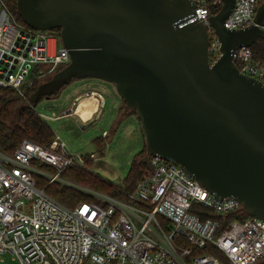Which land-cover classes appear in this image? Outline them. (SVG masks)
Segmentation results:
<instances>
[{
	"label": "water",
	"instance_id": "water-1",
	"mask_svg": "<svg viewBox=\"0 0 264 264\" xmlns=\"http://www.w3.org/2000/svg\"><path fill=\"white\" fill-rule=\"evenodd\" d=\"M16 1L27 25L59 29L70 53V62L30 95L32 107L76 79L112 83L139 120L146 149L140 162L160 155L264 220V84L233 59L236 49L264 39V2L254 25L231 30L224 23L236 0H222L210 18L221 55L211 61L208 29L193 19V0ZM102 110L88 125L68 114L85 129Z\"/></svg>",
	"mask_w": 264,
	"mask_h": 264
},
{
	"label": "built area",
	"instance_id": "built-area-1",
	"mask_svg": "<svg viewBox=\"0 0 264 264\" xmlns=\"http://www.w3.org/2000/svg\"><path fill=\"white\" fill-rule=\"evenodd\" d=\"M193 2V19L207 26L210 58L216 59L221 43L210 18L223 1ZM263 2L236 0L225 27L240 30L254 25ZM233 59L243 74L264 84V58H255L251 47L236 49ZM69 62V50L59 45L53 31L19 22L6 1L0 0V86L13 87L23 96V87L33 84L35 77L54 74ZM88 94L99 101L89 121L104 108L105 100L96 90ZM76 104L69 108L71 113L76 114ZM37 113L45 122L52 118ZM107 135L105 130L103 136ZM96 159L95 153L69 150L59 136L49 145L24 139L12 155L0 151V260L7 254L19 264H257L264 260V220L243 218L246 212L238 199L217 197L183 167L160 155L149 157L148 175L125 199L62 178L66 168H82ZM39 178L48 185L58 182L76 188L91 200L67 206L50 196ZM209 212L221 219L206 217ZM233 214L239 217L229 219Z\"/></svg>",
	"mask_w": 264,
	"mask_h": 264
},
{
	"label": "rangeland",
	"instance_id": "rangeland-1",
	"mask_svg": "<svg viewBox=\"0 0 264 264\" xmlns=\"http://www.w3.org/2000/svg\"><path fill=\"white\" fill-rule=\"evenodd\" d=\"M59 45H61L60 41ZM32 71L33 68L30 74ZM52 75L44 78H50ZM91 90L102 93L105 100L100 118L91 126L83 129L74 115L53 118L54 114L60 116L69 110L79 96H81L79 100L87 97V93ZM89 101L96 110L99 104L97 97L91 95ZM35 109L42 115L52 117L47 119V123L52 127L55 136L65 141L69 150L82 154H97L98 159L92 161L91 166L87 168L112 183H121V180L129 174L136 156L143 149L144 139L137 115L127 109L115 86L107 81L97 78L76 79L66 86L57 98L40 100ZM95 118L96 114L91 120L84 119L85 121L82 122L88 125ZM105 130L109 135L104 139L103 147H100L96 140ZM0 264H19V262L11 254H7L2 257Z\"/></svg>",
	"mask_w": 264,
	"mask_h": 264
},
{
	"label": "trees",
	"instance_id": "trees-1",
	"mask_svg": "<svg viewBox=\"0 0 264 264\" xmlns=\"http://www.w3.org/2000/svg\"><path fill=\"white\" fill-rule=\"evenodd\" d=\"M5 1L16 19L21 23H25L18 13L17 1ZM220 9L221 6L215 8L213 12L217 14ZM51 31L56 33L58 41H60L59 29H53ZM251 49L255 54V58L263 59L264 39H260L258 43L251 47ZM210 60L214 61L215 59L214 57H211ZM64 67L65 66L60 67L59 70ZM38 70L39 68L36 69V72ZM46 79L48 78L39 79L35 77L33 84L23 87V96L13 87L0 86V151L12 155L24 139L32 140L41 145H49L55 138V133L52 127L38 115L35 108L32 107V104L29 101L30 95L37 89L39 84ZM62 90L58 95H54L51 98H57L61 94ZM21 106L22 109L18 117L19 108ZM132 112L136 114L135 111L132 110ZM106 137H108V135L105 137L102 135L97 138L96 141L100 147H103L104 139ZM145 153L146 149L144 144L142 151L136 156L129 174L122 179L119 184L104 180L89 170L88 168L92 164V161L90 160L85 167L66 168L61 176L65 180L71 181L75 184L94 189L118 199H125L126 193L134 191L138 182L148 175L149 166L144 162H140ZM39 185L45 188L46 192L50 196L70 207L75 206L81 201L91 200V196L62 183L57 182L48 185V182L45 179L39 178ZM236 216L237 214H233L229 216V219H233ZM241 216H243V218H248L247 213H244ZM206 217L221 219L220 216L212 212L207 213ZM206 217L204 216V218ZM237 217H239V215ZM206 250L208 249L206 248Z\"/></svg>",
	"mask_w": 264,
	"mask_h": 264
},
{
	"label": "bare ground",
	"instance_id": "bare-ground-1",
	"mask_svg": "<svg viewBox=\"0 0 264 264\" xmlns=\"http://www.w3.org/2000/svg\"><path fill=\"white\" fill-rule=\"evenodd\" d=\"M88 97L89 94L87 95V97H84L79 101L80 103L78 104L77 109L74 108V112L77 115H79L82 120L90 119L99 108V104H98V106H96V110H94L93 107L88 102Z\"/></svg>",
	"mask_w": 264,
	"mask_h": 264
},
{
	"label": "crops",
	"instance_id": "crops-1",
	"mask_svg": "<svg viewBox=\"0 0 264 264\" xmlns=\"http://www.w3.org/2000/svg\"><path fill=\"white\" fill-rule=\"evenodd\" d=\"M91 95L92 94H89V97H88V102H89V104L92 106V103L89 101V98L91 97ZM80 101V100H79ZM77 102V104H79L80 102ZM77 104H76V106H75V109H77ZM98 104V103H97ZM98 106V105H97ZM93 107V106H92ZM94 109V108H93ZM68 111V110H67ZM82 115V114H81ZM79 116V115H78ZM80 118V117H79ZM82 120V119H81Z\"/></svg>",
	"mask_w": 264,
	"mask_h": 264
},
{
	"label": "flooded vegetation",
	"instance_id": "flooded-vegetation-1",
	"mask_svg": "<svg viewBox=\"0 0 264 264\" xmlns=\"http://www.w3.org/2000/svg\"><path fill=\"white\" fill-rule=\"evenodd\" d=\"M56 34V33H55Z\"/></svg>",
	"mask_w": 264,
	"mask_h": 264
}]
</instances>
